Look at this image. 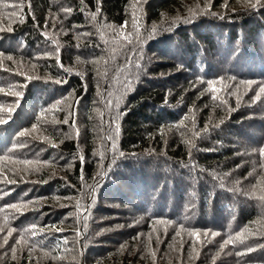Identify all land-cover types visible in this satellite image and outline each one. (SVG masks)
Segmentation results:
<instances>
[{
	"label": "trees",
	"instance_id": "trees-1",
	"mask_svg": "<svg viewBox=\"0 0 264 264\" xmlns=\"http://www.w3.org/2000/svg\"><path fill=\"white\" fill-rule=\"evenodd\" d=\"M2 2L10 6L0 7V52L13 60L0 64V105L12 109L0 124V157H10L0 160V264H264V94L254 102L264 85V7ZM209 80L226 103L212 99ZM25 159L40 164L14 162ZM181 225L200 232L195 251ZM246 227L254 235L221 251ZM248 245L256 250L237 254Z\"/></svg>",
	"mask_w": 264,
	"mask_h": 264
},
{
	"label": "snow or ice",
	"instance_id": "snow-or-ice-1",
	"mask_svg": "<svg viewBox=\"0 0 264 264\" xmlns=\"http://www.w3.org/2000/svg\"><path fill=\"white\" fill-rule=\"evenodd\" d=\"M80 3L83 5L84 4V0H80ZM98 3H99V0H98ZM9 6L10 5H8L7 3H3L2 0H0V7L7 8ZM11 6L13 8L19 9V8H22L23 7V4L22 3H18V4H15V5H11ZM224 6L227 7V4H225ZM244 6L245 7H248V8H251V9H256L257 7H264V0H244ZM133 7L135 8V5ZM197 7H199V5ZM208 7H210V3L204 9H201V12L207 11L208 10ZM61 11H63L66 14H70L73 11V9L71 7H67V8H62ZM99 11H100V9H99V7H97L96 13H93L91 15V19L93 21L96 20V15L99 13ZM189 12H190V14L193 17L198 14L193 9H189ZM17 14L18 13L16 11H13L12 13H10L8 15V18H9L10 23H9V27L6 30H9V31L11 30V19H12V17L17 16ZM221 18H223V17H221ZM21 22H23V21L21 20ZM121 27H123V26H121ZM133 28H134V30H136V34H137V38H138L139 37V30H138V26H137V23H136L135 16H134V19H133ZM0 30H5V29L0 28ZM155 30L156 29H155V26H154L153 27V32H155ZM45 35H47V34L45 33ZM124 40H126L128 43H131V34L125 35L124 36ZM53 43L55 44L56 41L53 40ZM113 51L115 52V49H113ZM56 52L59 53V48L56 49ZM2 59H7V60H10L11 61V60H13V56H11V55L5 56L4 53L0 52V64H2ZM138 66L139 65H137V67ZM61 67H63V66L61 65ZM65 70L66 71H71L70 69H65ZM27 79L31 80V79H33V77L29 76V77H27ZM230 79L235 80L236 78L235 77H231ZM222 81H223V78H220V81L219 82H222ZM56 82L57 83H60V81H56ZM217 83H218V81H215V80H209V81H207V84H208L207 91H211L213 93V96H212V99L213 100L220 99L221 102H225L226 103V101H223V98L222 97H218L216 95V93L219 91V89H217L215 87V85ZM239 83L241 85H246L247 87L250 88L251 85L254 83V81H251V80H241ZM225 87H227V85H225ZM3 91H4V89L3 88H0V92H3ZM8 94L16 95V96L21 95V93H19V92H10ZM232 94L235 95L236 93H232ZM261 94H264V85H261L259 87V91L256 93V95L254 97V102L255 101H259L261 99ZM108 103H109V105H111L112 104V101H108ZM237 104H239V98H237ZM117 107H118V103H117ZM11 111H12L11 108H7L6 109L3 105H0V124H6V123H8V120L5 118V116L3 115V113L7 112L10 115ZM115 119H116V117L113 118V121H112L113 123H115ZM53 122L55 123V121H53ZM222 122L223 121H221V123ZM63 123L67 124L68 123V119L65 118V120L63 121ZM74 123L75 122L73 121V124ZM36 131H37V125H33V127H32L31 130L26 129L24 131H21L19 133V136L20 137H27V136H30L32 134V132H36ZM115 131L118 133V131H119L118 125H117ZM204 131H207V128H205ZM76 134H77V136L79 135L78 130H77V133ZM194 135L199 136V133L196 132V133H194ZM106 138L109 139V140H114V136H112L111 134H109ZM23 146H25V145L22 144V143H19L17 145V147H23ZM53 146H56V145H53ZM194 146L195 145H192V147H194ZM112 147L113 148L115 147V144L114 143H113ZM259 153H260V155L262 157H264V147H262V148L259 149ZM121 155H123V153H121ZM189 156H191V152H189ZM8 159H10V157H8V156H2V157H0V160H8ZM81 160H83L82 157H81ZM14 162L21 163V164H23L25 166H32V165L39 166V164H40L39 161H31V160H27V159H25V160H17V161H14ZM261 167L264 168V163L261 164ZM251 174L252 173H249V175H251ZM5 182H12V183H14V181H5ZM260 183H264V177H261ZM87 188L90 190L89 193H88L89 195H91L92 193H94V191H95V185H88ZM252 194L253 195L255 194V186H254V189H253ZM260 199L261 200H264V195H261L260 196ZM9 207H11L13 209H16V210H19V208L21 206H18L16 204H13V205H10ZM81 207H82V205L80 204L79 201H77V208L80 209ZM0 211H3V209H0ZM85 219H86V217H85ZM5 221H7V217H5ZM157 223H159V224H168L170 222L169 221L160 220V221H157ZM32 227H33V229L35 228V226H32ZM0 231H3V229H0ZM181 231H188V234L190 236L196 238L193 241V251H195V244H196L197 241H199V238H200V235H201L200 232H198L196 230H187V229H184L183 225H181ZM32 234L35 235V232L33 231ZM217 234L218 233H216V232H212L211 233L212 237H215ZM9 235H11V231H9ZM176 235L179 236L180 235V231H177ZM203 235H204L205 238H207L208 237V232H204ZM251 235H254V233L252 232V230L250 228H247V227L244 228L241 232L237 233L235 236H229L227 239H225L223 241L222 245H221V251H223V249L225 247H227L228 245H230V244L235 245L237 242L244 243L248 239V237L251 236ZM66 242L67 241H65V243ZM4 243L7 244V238L4 239ZM17 243H20V241H17ZM0 246H2V245H0ZM258 247H264V245H259ZM255 250H256V247H253L251 245H248L246 247V250L244 252H240V253H237V254L238 255H246V254L251 253V252H253ZM15 251H16L15 248H13V258H15ZM152 256H153V258H155V252H152Z\"/></svg>",
	"mask_w": 264,
	"mask_h": 264
}]
</instances>
